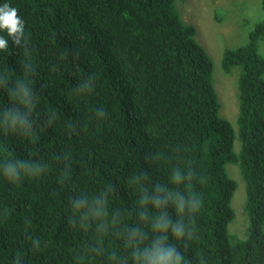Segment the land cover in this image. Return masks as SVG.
Segmentation results:
<instances>
[{
  "label": "trees",
  "instance_id": "16d2710c",
  "mask_svg": "<svg viewBox=\"0 0 264 264\" xmlns=\"http://www.w3.org/2000/svg\"><path fill=\"white\" fill-rule=\"evenodd\" d=\"M177 1L0 0L25 20L29 56L39 72L33 81L40 97L36 119L48 109L60 115L34 141L0 134L8 155L34 152L50 165L44 177L18 185L0 176V209H11L6 220L0 218V264H14L20 254L24 264H73L87 235L67 224L71 197L111 183L118 189L112 206L131 207L137 193L127 179L148 167L143 154L149 150L167 153L182 168L192 160L207 176L195 185L205 203L196 217L198 239L187 254L192 264L201 255L208 264H264V20L246 44L223 53L226 73L241 68L236 127L220 113L213 58L196 39V27L182 19ZM24 54L9 39L7 51H0V71L18 78ZM92 73L96 92L71 96L77 80ZM9 102L0 91V106ZM97 107L107 110V119L94 118ZM72 120L87 130L70 133L66 125ZM61 152L72 156L71 186L58 179L62 165L53 156ZM228 164L239 165L246 185L245 238L228 231L237 188ZM171 166L149 168L153 181L167 182ZM26 231L41 240L39 249L31 248Z\"/></svg>",
  "mask_w": 264,
  "mask_h": 264
},
{
  "label": "clouds",
  "instance_id": "9594fccd",
  "mask_svg": "<svg viewBox=\"0 0 264 264\" xmlns=\"http://www.w3.org/2000/svg\"><path fill=\"white\" fill-rule=\"evenodd\" d=\"M0 51H7L9 39L12 45L25 50L24 58L18 62L21 75L13 78L9 70L0 71V91L10 98L7 105L0 106V134H14L34 141L41 128L51 127L60 119L55 109H48L36 119L40 97L33 86L39 72L29 56V39L25 31V20L16 7L5 2L0 4ZM15 71V70H12ZM97 90V74L92 73L77 80L70 90L76 98L88 97ZM96 120L108 118L106 109L97 107ZM68 131L79 135L87 126L79 120L67 122ZM180 150L177 149V153ZM6 147H0V176L11 184L24 180H37L49 171L48 161L34 152L27 157L8 155ZM178 159H183L177 156ZM53 161L62 165L59 173L61 184H72V156L61 152ZM143 161L148 167L132 174L127 184L137 193L135 204L129 208L113 207L117 193L115 184H105L93 192H79L68 203L67 224L73 230L87 235L84 247L73 257V264H192L188 253L190 242L198 239L196 217L204 207L203 195L195 190L196 184L207 182V176L186 160L184 167L172 162L171 157L161 151H146ZM162 162L172 163L167 182L153 181L149 168L159 167ZM11 209H0V218L7 219ZM132 222H128V218ZM26 220V227L28 225ZM25 239L32 249L41 247V240L30 232ZM118 242L113 246V241ZM183 249V250H182ZM14 264H24L22 254ZM196 264H208L201 255Z\"/></svg>",
  "mask_w": 264,
  "mask_h": 264
},
{
  "label": "rangeland",
  "instance_id": "374dc122",
  "mask_svg": "<svg viewBox=\"0 0 264 264\" xmlns=\"http://www.w3.org/2000/svg\"><path fill=\"white\" fill-rule=\"evenodd\" d=\"M177 9L182 19L193 24L196 39L214 61V79L221 103L220 113L237 127L239 115L238 80L241 72L234 66L226 73L222 66L223 53L249 41L256 24L264 20V0H178ZM259 51L264 56V38L259 39ZM240 141L236 140V150ZM229 175L237 181L232 197L235 218L229 224V233L239 238L246 237L249 223L245 209L246 185L238 164H228Z\"/></svg>",
  "mask_w": 264,
  "mask_h": 264
}]
</instances>
